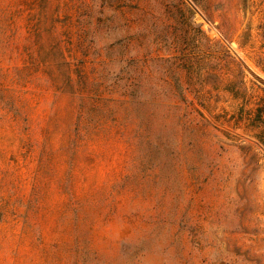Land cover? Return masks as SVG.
<instances>
[{"label": "rangeland", "instance_id": "rangeland-1", "mask_svg": "<svg viewBox=\"0 0 264 264\" xmlns=\"http://www.w3.org/2000/svg\"><path fill=\"white\" fill-rule=\"evenodd\" d=\"M261 104L264 0H0V264H264Z\"/></svg>", "mask_w": 264, "mask_h": 264}, {"label": "trees", "instance_id": "trees-1", "mask_svg": "<svg viewBox=\"0 0 264 264\" xmlns=\"http://www.w3.org/2000/svg\"><path fill=\"white\" fill-rule=\"evenodd\" d=\"M130 76V75H129ZM131 77V76H130ZM132 81H135V78L133 77ZM128 89V96L131 98L137 97V92L135 90V87H129ZM134 95V96H133ZM242 112H244V107H240L238 114L241 115ZM248 126L251 129L257 130V134H255V138L257 141V144L262 145L264 147V104L256 106V108L252 109L250 113H248ZM248 148V147H247ZM246 147L244 149H247ZM256 155H253L252 158L255 159Z\"/></svg>", "mask_w": 264, "mask_h": 264}]
</instances>
